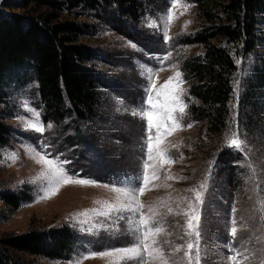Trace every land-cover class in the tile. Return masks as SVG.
<instances>
[{
  "label": "rangeland",
  "instance_id": "374dc122",
  "mask_svg": "<svg viewBox=\"0 0 264 264\" xmlns=\"http://www.w3.org/2000/svg\"><path fill=\"white\" fill-rule=\"evenodd\" d=\"M18 2L0 0V16L40 14L32 8H15ZM170 11L175 18L167 21ZM61 21L81 26L78 43L85 44L94 55L90 65L105 83L99 90V110L89 123H74L76 118L71 115L60 123L47 121L33 69L24 70L21 82L12 80L7 89L9 99L0 105V116L12 127L9 143L0 148V241L31 232L48 235L70 229L76 242L67 257L18 254V261L111 264L115 257H84L132 245L128 220L134 215L138 218V214L110 210L109 205L117 206V193L111 187L134 181L136 186L145 187L138 196L143 205L141 213L154 218L164 229L156 246L162 249L168 264H189L187 245L196 242L188 234L193 212L199 216L200 264H264V97L260 100V118L252 120L253 128L241 123L237 128L230 119L228 126L216 134L209 131L207 121L196 120L189 111L198 102L189 95L190 83L183 66L190 58L205 53L203 46L188 44L189 37L202 28L196 6L186 0H155L135 22L108 8L102 12L65 11ZM260 29L264 32V24ZM256 57L254 53L236 60L235 107L243 102ZM147 69L155 74L153 95L179 72L180 83L173 80L170 87L182 90L180 102L186 107L183 115L176 113L179 130L160 143V150H166L171 162L148 160L149 183L142 185L136 178L142 175L146 160V122L133 112L146 99L150 83ZM33 112L39 114L43 132L26 126V122H37ZM80 131L91 144L78 142ZM232 133L244 142L240 148L229 146ZM31 149L58 158L65 162L68 176L95 181V185L64 184L55 195H46L47 181L36 179L44 166L36 162ZM12 153L17 157L14 160L9 159ZM232 165H236L235 185L227 181L235 168ZM196 192L202 193L203 203L197 201ZM12 194L21 198L20 207L4 199ZM91 209L96 211L81 215ZM233 220L238 230L235 237L231 235ZM147 264L162 261L149 258Z\"/></svg>",
  "mask_w": 264,
  "mask_h": 264
},
{
  "label": "trees",
  "instance_id": "16d2710c",
  "mask_svg": "<svg viewBox=\"0 0 264 264\" xmlns=\"http://www.w3.org/2000/svg\"><path fill=\"white\" fill-rule=\"evenodd\" d=\"M154 1L20 0L15 8H32L40 14L37 17L0 16V105L9 99L7 89L12 80L21 82L24 70L31 68L47 121L60 123L71 115L76 118L74 123L92 122L99 110V90L105 83L90 65L94 56L90 48L78 43L81 26L62 22V13L78 9L102 12L108 8L135 22ZM186 1L196 6L202 21V28L189 37L188 44L201 45L205 51L183 66L190 83L189 95L198 102L189 111L198 118L196 120L207 121L209 131L216 134L228 126L230 119L231 123L236 122L237 128L240 123L253 128L252 120L259 119L263 110L260 100L264 97V32L260 26L264 24V0ZM254 53L257 55L254 72L247 82L243 102L235 107L236 60ZM11 135L12 127L0 116V148L9 143ZM78 139L81 144H91L81 131ZM232 167L234 171L227 181L235 185L236 165ZM4 199L20 207L19 196L6 195ZM75 239L70 229L48 235L31 232L22 237L8 236L0 241V264H22L18 254L62 259L71 254Z\"/></svg>",
  "mask_w": 264,
  "mask_h": 264
},
{
  "label": "snow or ice",
  "instance_id": "6c2138e0",
  "mask_svg": "<svg viewBox=\"0 0 264 264\" xmlns=\"http://www.w3.org/2000/svg\"><path fill=\"white\" fill-rule=\"evenodd\" d=\"M179 3V0H177ZM187 7V6H185ZM174 13L169 12L166 20L171 21L174 19ZM148 73L147 78L150 83L146 88V99L142 102V107L133 112V115H138L142 120L146 122V140H145V156L146 160L143 163L142 175L138 178L139 182L142 185H147L149 183L148 177V160L158 158L161 161L171 162L170 158L167 157L166 150H160L161 141L168 135H171L174 131L179 130L180 125L178 123V117L176 113L179 112L181 115L184 114L186 105H183L180 102V96L182 90L177 89L173 90L170 85L173 80L176 81L177 85L180 83V73L177 72L175 77H170L166 84L159 90L155 92L154 90V81L152 77L155 75L152 73L151 69H147ZM37 117L36 123L26 122L27 127L34 128L36 131L43 132L45 129L42 124L38 122V113L33 112ZM51 125H48V128H51ZM229 146H234L240 148L243 145V141L239 140L236 133H232L229 137ZM155 146V147H154ZM35 153L34 159L37 163L44 166V170L38 174L36 179L46 180L47 188L45 189L46 195H55L61 186L64 184H81V185H95V181L90 180H81L75 179L71 176H68L64 170L63 164L65 162L60 161L58 158H49L47 154H41L36 152L35 149H31ZM155 152V157L153 153ZM16 154L12 153L9 156V159H16ZM156 177L153 176V179ZM171 178V177H170ZM104 187H109L104 185ZM201 188H204L205 185L201 184ZM112 192L117 193V206L109 205L110 210H116L119 212L128 211L134 214L128 220L129 231L133 236V243L129 247L117 248L113 251L101 252V253H91L89 256L84 257V259L95 258L99 256L100 258L105 257H115L111 264H147V259H160L162 264H168V261L163 256V251L161 248L157 247V237L164 232L162 227L157 226L159 223L152 217H144L141 213V204L138 196L143 194L145 187L136 186L134 181L125 182L122 187H111ZM151 190V189H148ZM123 198L124 202H121ZM196 198L199 203H203V196L201 192H196ZM89 211H96L95 209L85 210L81 215H88ZM171 212V209H169ZM107 215L108 213H100ZM122 218V217H121ZM233 227L231 228V235L233 237L237 234V228L235 227L236 221L233 220ZM188 227L192 230L189 235H193L196 238L195 243H188V251L185 253L189 257V264H192L193 260L195 264H200V249H199V216L193 212V215L190 218ZM179 251V249H176ZM195 250V255H192V251ZM233 261L236 260V257L231 258ZM77 264H80L78 261Z\"/></svg>",
  "mask_w": 264,
  "mask_h": 264
}]
</instances>
